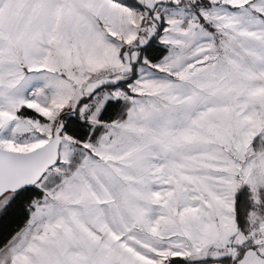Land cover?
Instances as JSON below:
<instances>
[{
  "label": "snow or ice",
  "instance_id": "obj_1",
  "mask_svg": "<svg viewBox=\"0 0 264 264\" xmlns=\"http://www.w3.org/2000/svg\"><path fill=\"white\" fill-rule=\"evenodd\" d=\"M0 264H264V0H0Z\"/></svg>",
  "mask_w": 264,
  "mask_h": 264
}]
</instances>
